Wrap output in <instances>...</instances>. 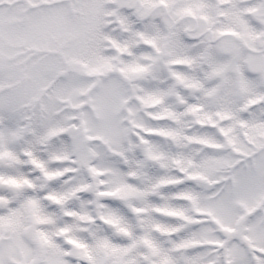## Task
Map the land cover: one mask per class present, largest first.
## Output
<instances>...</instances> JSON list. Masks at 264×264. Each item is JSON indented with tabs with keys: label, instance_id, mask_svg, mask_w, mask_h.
Returning <instances> with one entry per match:
<instances>
[{
	"label": "snow or ice",
	"instance_id": "6c2138e0",
	"mask_svg": "<svg viewBox=\"0 0 264 264\" xmlns=\"http://www.w3.org/2000/svg\"><path fill=\"white\" fill-rule=\"evenodd\" d=\"M0 264H264V0H0Z\"/></svg>",
	"mask_w": 264,
	"mask_h": 264
}]
</instances>
